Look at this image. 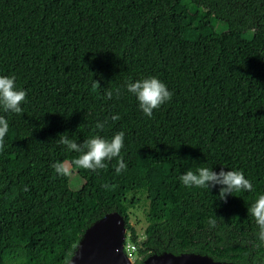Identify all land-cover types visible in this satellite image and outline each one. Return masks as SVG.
<instances>
[{"label":"trees","instance_id":"16d2710c","mask_svg":"<svg viewBox=\"0 0 264 264\" xmlns=\"http://www.w3.org/2000/svg\"><path fill=\"white\" fill-rule=\"evenodd\" d=\"M0 75L27 93L21 113L0 105L9 123L0 264H67L110 212L125 221L134 264L162 252L264 264L249 211L264 194V0H0ZM148 77L172 93L151 117L127 90ZM118 132L119 174V157L79 168L71 161L81 153L60 143L86 151V140ZM64 162L83 180L77 191L52 167ZM200 167L241 171L252 191L221 199L220 184L184 186L180 178ZM142 204L139 239L129 210Z\"/></svg>","mask_w":264,"mask_h":264},{"label":"clouds","instance_id":"9594fccd","mask_svg":"<svg viewBox=\"0 0 264 264\" xmlns=\"http://www.w3.org/2000/svg\"><path fill=\"white\" fill-rule=\"evenodd\" d=\"M127 90L133 93L139 101V106L147 116L151 117L153 110L159 108L166 100H170L172 93L167 86L156 77H148L138 80L135 83L127 85ZM119 93V90H117ZM26 91L19 90L16 85V77L0 75V105L5 110H12L14 113H21V104L26 100ZM113 121L119 120V115L111 117ZM97 128L103 130V124H97ZM9 130V123L3 117H0V151L3 149L4 138ZM61 144H67L68 147L77 153H81L75 160L71 161L76 167L95 171L96 169L106 168L108 165L105 160L119 157L116 172L119 174L126 165L120 157L121 149L124 147V132L116 133L110 140L101 138L96 135L86 140L84 147L86 151H82L75 142L69 141L66 137H62ZM52 167L57 173L65 174L69 171L63 163H55ZM181 181L186 187L207 188L208 184H220V198L223 199L226 194H232L234 191H252V183L241 171L233 170L228 172L221 171L219 174L214 173L207 167H200L195 172L189 170L183 175ZM107 187V185H105ZM25 191L28 189L25 188ZM251 215L255 218L257 225L261 231V241H264V194L260 195L256 202L249 209ZM212 227L216 222L209 221Z\"/></svg>","mask_w":264,"mask_h":264},{"label":"water","instance_id":"95a60500","mask_svg":"<svg viewBox=\"0 0 264 264\" xmlns=\"http://www.w3.org/2000/svg\"><path fill=\"white\" fill-rule=\"evenodd\" d=\"M124 219L110 212L90 224L81 236L67 264H133L124 252L126 239ZM142 264H236L215 261L197 253L152 254Z\"/></svg>","mask_w":264,"mask_h":264},{"label":"rangeland","instance_id":"374dc122","mask_svg":"<svg viewBox=\"0 0 264 264\" xmlns=\"http://www.w3.org/2000/svg\"><path fill=\"white\" fill-rule=\"evenodd\" d=\"M66 167H69V187L73 191L79 190L83 185V180L79 177V175L72 171L69 164L67 162H64ZM129 224L134 228L136 231L139 239H142L144 236V230L147 226V207L145 204L139 205L135 207L134 209L129 210ZM126 243H132L129 241L130 233L126 232ZM124 242V243H125ZM138 258L136 257V261ZM134 259L132 260L133 263H135Z\"/></svg>","mask_w":264,"mask_h":264},{"label":"built area","instance_id":"2783aa9c","mask_svg":"<svg viewBox=\"0 0 264 264\" xmlns=\"http://www.w3.org/2000/svg\"><path fill=\"white\" fill-rule=\"evenodd\" d=\"M124 252L126 254V256L132 261L134 259V261H136V257H137V248L136 245L133 243H124ZM134 264V263H133Z\"/></svg>","mask_w":264,"mask_h":264}]
</instances>
